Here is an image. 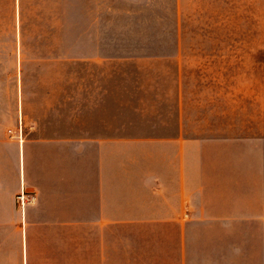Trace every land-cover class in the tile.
Returning a JSON list of instances; mask_svg holds the SVG:
<instances>
[{
	"label": "crops",
	"instance_id": "0c3cea01",
	"mask_svg": "<svg viewBox=\"0 0 264 264\" xmlns=\"http://www.w3.org/2000/svg\"><path fill=\"white\" fill-rule=\"evenodd\" d=\"M237 5L251 18L259 11V0ZM88 106L68 135L24 134L21 120L12 129L0 120V264H264V243H223L229 223L261 219L257 196H245L259 175L257 116L229 156L226 136L196 131L181 102L175 120L138 137L125 118L116 132L113 112L101 129L99 104ZM23 190L35 196L24 210Z\"/></svg>",
	"mask_w": 264,
	"mask_h": 264
},
{
	"label": "rangeland",
	"instance_id": "374dc122",
	"mask_svg": "<svg viewBox=\"0 0 264 264\" xmlns=\"http://www.w3.org/2000/svg\"><path fill=\"white\" fill-rule=\"evenodd\" d=\"M258 8L251 18L237 0H0V120L7 129L21 120L24 134L68 135L94 102L101 129L115 113L116 132L125 118L138 137L175 120L181 102L196 131L226 136L233 156L253 114L263 134L245 196H257L261 219L229 223L223 243L262 246L264 0ZM244 152L250 167V141Z\"/></svg>",
	"mask_w": 264,
	"mask_h": 264
},
{
	"label": "built area",
	"instance_id": "2783aa9c",
	"mask_svg": "<svg viewBox=\"0 0 264 264\" xmlns=\"http://www.w3.org/2000/svg\"><path fill=\"white\" fill-rule=\"evenodd\" d=\"M35 201V198L33 196H27L25 193H24V190L21 191V194H20V203H21V209L24 210L25 207L31 203H33Z\"/></svg>",
	"mask_w": 264,
	"mask_h": 264
}]
</instances>
